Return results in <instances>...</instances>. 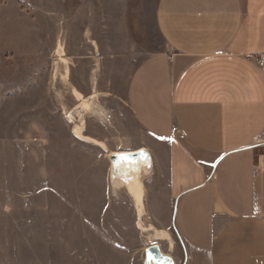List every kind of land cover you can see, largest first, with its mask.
<instances>
[{"label":"crops","instance_id":"1","mask_svg":"<svg viewBox=\"0 0 264 264\" xmlns=\"http://www.w3.org/2000/svg\"><path fill=\"white\" fill-rule=\"evenodd\" d=\"M41 1L25 30L39 53L35 39L69 13ZM154 22L165 50L136 65L123 97L135 138L105 155L104 174L87 156L59 178L44 159L36 178L32 137L27 189L0 191V264H176L161 231L183 243L181 264H264V0H157Z\"/></svg>","mask_w":264,"mask_h":264},{"label":"rangeland","instance_id":"2","mask_svg":"<svg viewBox=\"0 0 264 264\" xmlns=\"http://www.w3.org/2000/svg\"><path fill=\"white\" fill-rule=\"evenodd\" d=\"M29 2L33 1L0 0V191L27 189L26 177L32 167L27 166L31 157L26 147L32 137L36 178L43 174L44 159L45 172L59 178L60 172L76 173L75 158L87 156L98 165V173L104 174L105 155L123 152L138 133L123 103L126 80L142 60L165 50L154 22L157 0H65L66 20L51 21L52 31L35 39L36 46L45 45L39 53L25 31L33 11ZM34 4L43 3L37 0ZM74 8L79 9L76 16L70 12ZM43 114L45 124L38 117ZM32 118L34 128L28 125ZM81 121L83 134L104 143V150L73 136V126ZM17 143H23V150L16 149ZM130 167L141 195L135 167ZM35 185L42 188L41 181ZM67 217L70 220V214ZM171 236L169 245L164 242L161 248L181 264L183 243L175 233Z\"/></svg>","mask_w":264,"mask_h":264},{"label":"bare ground","instance_id":"3","mask_svg":"<svg viewBox=\"0 0 264 264\" xmlns=\"http://www.w3.org/2000/svg\"><path fill=\"white\" fill-rule=\"evenodd\" d=\"M86 101H83L82 104L86 106ZM72 132H73V135L78 138L79 140H82V141H85V142H88V143H93L95 145H101L99 144V142H97L96 140L88 137V136H85L82 132H83V124H82V121L78 124H75L72 128ZM102 146V145H101ZM126 154V153H125ZM120 155V154H119ZM121 166V167H120ZM119 167H120V170H121V173L126 181V184H127V187L130 191V193H133L135 195V197L137 198L136 199V203L137 205L139 206L140 205V195L139 193H137V188H138V183L135 182L134 180V172H132V170L130 169V165H128L127 162L125 163H119ZM143 227V226H142ZM144 228V227H143ZM153 230V229H152ZM166 240H169L170 237L169 235L167 234V232H162L160 233ZM170 247H171V243H170ZM158 264H164V262H159Z\"/></svg>","mask_w":264,"mask_h":264},{"label":"built area","instance_id":"4","mask_svg":"<svg viewBox=\"0 0 264 264\" xmlns=\"http://www.w3.org/2000/svg\"><path fill=\"white\" fill-rule=\"evenodd\" d=\"M258 65H259V66H262V61H261V60H259ZM261 144H264V137H263V139H262V141H261Z\"/></svg>","mask_w":264,"mask_h":264}]
</instances>
